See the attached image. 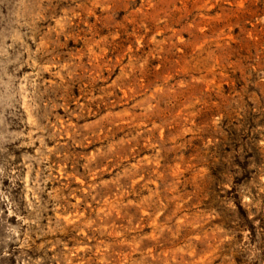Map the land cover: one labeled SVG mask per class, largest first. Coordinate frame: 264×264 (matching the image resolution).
<instances>
[{
    "label": "rangeland",
    "instance_id": "1",
    "mask_svg": "<svg viewBox=\"0 0 264 264\" xmlns=\"http://www.w3.org/2000/svg\"><path fill=\"white\" fill-rule=\"evenodd\" d=\"M0 264H264V0H0Z\"/></svg>",
    "mask_w": 264,
    "mask_h": 264
}]
</instances>
